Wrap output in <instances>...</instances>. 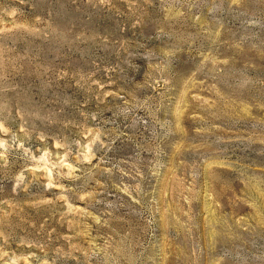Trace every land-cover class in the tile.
Masks as SVG:
<instances>
[{"label": "rangeland", "instance_id": "374dc122", "mask_svg": "<svg viewBox=\"0 0 264 264\" xmlns=\"http://www.w3.org/2000/svg\"><path fill=\"white\" fill-rule=\"evenodd\" d=\"M0 264H264V0H0Z\"/></svg>", "mask_w": 264, "mask_h": 264}]
</instances>
